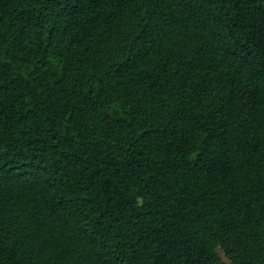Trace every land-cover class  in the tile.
<instances>
[{
	"label": "trees",
	"instance_id": "obj_1",
	"mask_svg": "<svg viewBox=\"0 0 264 264\" xmlns=\"http://www.w3.org/2000/svg\"><path fill=\"white\" fill-rule=\"evenodd\" d=\"M264 264V0H0V264Z\"/></svg>",
	"mask_w": 264,
	"mask_h": 264
},
{
	"label": "rangeland",
	"instance_id": "obj_2",
	"mask_svg": "<svg viewBox=\"0 0 264 264\" xmlns=\"http://www.w3.org/2000/svg\"><path fill=\"white\" fill-rule=\"evenodd\" d=\"M220 258L222 264H231V262L227 258H225V256L222 253H220Z\"/></svg>",
	"mask_w": 264,
	"mask_h": 264
}]
</instances>
